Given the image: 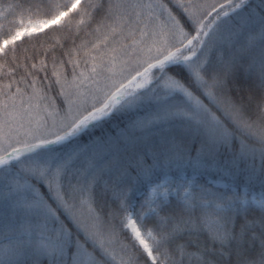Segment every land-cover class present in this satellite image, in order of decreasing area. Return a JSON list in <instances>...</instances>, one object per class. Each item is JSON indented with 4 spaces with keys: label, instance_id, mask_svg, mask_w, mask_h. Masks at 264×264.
I'll use <instances>...</instances> for the list:
<instances>
[{
    "label": "snow or ice",
    "instance_id": "snow-or-ice-1",
    "mask_svg": "<svg viewBox=\"0 0 264 264\" xmlns=\"http://www.w3.org/2000/svg\"><path fill=\"white\" fill-rule=\"evenodd\" d=\"M0 264H264V0H0Z\"/></svg>",
    "mask_w": 264,
    "mask_h": 264
}]
</instances>
